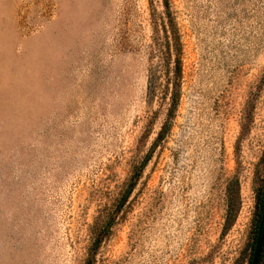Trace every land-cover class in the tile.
Here are the masks:
<instances>
[{"label": "rangeland", "instance_id": "374dc122", "mask_svg": "<svg viewBox=\"0 0 264 264\" xmlns=\"http://www.w3.org/2000/svg\"><path fill=\"white\" fill-rule=\"evenodd\" d=\"M170 4L157 140L164 0H0V264H249L264 0Z\"/></svg>", "mask_w": 264, "mask_h": 264}, {"label": "trees", "instance_id": "16d2710c", "mask_svg": "<svg viewBox=\"0 0 264 264\" xmlns=\"http://www.w3.org/2000/svg\"><path fill=\"white\" fill-rule=\"evenodd\" d=\"M165 14H166V23H167V33L169 38V49L173 50L175 57V64L173 69V80H172V94H171V105L170 112L168 114V118L166 122L163 124L162 129L158 134L157 140L163 139L167 132L171 129V119L174 110H176L179 99H180V90H181V77H182V61H181V51H182V43H181V35L178 28V24L174 17L173 11L171 9L170 0H164ZM147 160H144L142 166L146 164ZM240 191L238 184L231 190V195L229 198V214L235 215V213L240 208ZM264 206V181L260 184L256 189V202H255V218H254V231L252 236V242L250 246V255H249V264H251L253 252L255 248V242L258 232V226L261 219V214ZM264 260V243L262 248L261 257L258 264H263ZM88 264H92L91 261Z\"/></svg>", "mask_w": 264, "mask_h": 264}, {"label": "water", "instance_id": "95a60500", "mask_svg": "<svg viewBox=\"0 0 264 264\" xmlns=\"http://www.w3.org/2000/svg\"><path fill=\"white\" fill-rule=\"evenodd\" d=\"M132 190H133V186L131 185L130 188L128 189L125 197L123 198V200L120 204V207H122L124 205V203L127 201ZM263 243H264V206H263L261 219H260L259 226H258V232H257L255 248H254L251 264H258L259 263L261 253H262Z\"/></svg>", "mask_w": 264, "mask_h": 264}]
</instances>
